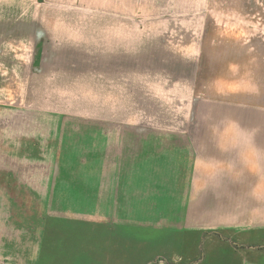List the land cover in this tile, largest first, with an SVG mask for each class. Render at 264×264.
<instances>
[{
	"label": "crops",
	"instance_id": "1",
	"mask_svg": "<svg viewBox=\"0 0 264 264\" xmlns=\"http://www.w3.org/2000/svg\"><path fill=\"white\" fill-rule=\"evenodd\" d=\"M42 6L0 0L7 57L30 60L0 69L23 74L11 89H31L65 35L41 14L59 3ZM104 10L75 30L93 112L0 115V264H264V98L243 93L241 38L215 20ZM83 120L80 153L18 145L35 130L68 140Z\"/></svg>",
	"mask_w": 264,
	"mask_h": 264
},
{
	"label": "rangeland",
	"instance_id": "2",
	"mask_svg": "<svg viewBox=\"0 0 264 264\" xmlns=\"http://www.w3.org/2000/svg\"><path fill=\"white\" fill-rule=\"evenodd\" d=\"M27 1L30 3V0ZM46 1H57L59 7H44L41 14L46 16L44 18L49 16L50 20H65V24L60 26V32L65 35L60 34V42L56 40L51 45L47 44L50 56L40 60L41 66L36 64L37 66L33 67V70L38 72L30 76L31 83L28 86L31 89L28 90L11 89L10 82L11 79L24 78L23 74L19 73L24 71L22 65L25 66L30 60H13L7 57L11 52L10 43L0 42V69L5 70L7 65L16 63L15 61L19 63V73L16 71L15 75L6 74L0 77L1 116L9 113L20 114L21 110L40 118L46 115L89 116L93 112L90 100L89 43L82 38V43L77 47L74 42L80 41V38L76 39L75 30L79 24L82 25V30H89L88 26L93 20L112 17L113 12L104 9L122 3L129 6L130 18L174 16L178 19L215 20L220 32L225 28L228 30L226 33L231 35L230 38L233 39V35L241 38V68L248 78V82L242 84V89H245L243 93H257L259 98H264V0H34V3L38 8H43V2L47 3ZM39 39L43 42V33ZM41 44L46 45L45 42ZM53 51L59 53L55 58ZM33 62L37 63L36 60ZM66 125L71 127L67 128L68 133L70 132L67 135L68 140L57 139L56 134H50L47 139L41 131L35 130L32 137H18L17 142L22 139L18 145L28 152L32 150L34 155L30 156L35 159L39 158L40 155L36 152L40 149L55 152L59 143L64 141L67 143L65 146L80 153L83 150L80 147L82 145L78 143L81 134L73 130L87 131L88 120L73 121ZM62 145L64 146V143ZM55 156L56 154L52 157Z\"/></svg>",
	"mask_w": 264,
	"mask_h": 264
},
{
	"label": "built area",
	"instance_id": "3",
	"mask_svg": "<svg viewBox=\"0 0 264 264\" xmlns=\"http://www.w3.org/2000/svg\"><path fill=\"white\" fill-rule=\"evenodd\" d=\"M160 262H163V261H160Z\"/></svg>",
	"mask_w": 264,
	"mask_h": 264
}]
</instances>
